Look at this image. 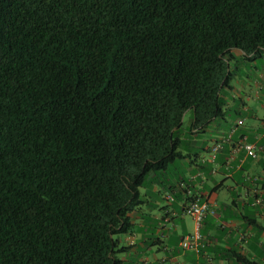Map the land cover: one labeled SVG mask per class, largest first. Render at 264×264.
<instances>
[{
    "label": "trees",
    "instance_id": "16d2710c",
    "mask_svg": "<svg viewBox=\"0 0 264 264\" xmlns=\"http://www.w3.org/2000/svg\"><path fill=\"white\" fill-rule=\"evenodd\" d=\"M263 57L264 0H0V264H124L140 189Z\"/></svg>",
    "mask_w": 264,
    "mask_h": 264
},
{
    "label": "crops",
    "instance_id": "0c3cea01",
    "mask_svg": "<svg viewBox=\"0 0 264 264\" xmlns=\"http://www.w3.org/2000/svg\"><path fill=\"white\" fill-rule=\"evenodd\" d=\"M254 71L242 92L223 97L225 109L236 108L230 117L231 132H224L220 123L202 132L193 130L188 169L164 175L161 185L155 183L151 190L140 189L141 205L130 214L133 233L124 236L123 244L129 247L124 254H136L135 264H239L233 257L236 252L264 262V70L255 67ZM245 143L255 145L254 156L247 155ZM194 199L208 201L215 210L200 223L198 252L179 246L184 236L195 231L193 218L185 213ZM143 254H151L152 260ZM119 259L129 264L125 256Z\"/></svg>",
    "mask_w": 264,
    "mask_h": 264
},
{
    "label": "rangeland",
    "instance_id": "374dc122",
    "mask_svg": "<svg viewBox=\"0 0 264 264\" xmlns=\"http://www.w3.org/2000/svg\"><path fill=\"white\" fill-rule=\"evenodd\" d=\"M257 62V67L260 68V70H264V57H263V60L261 59H258L257 61H254L253 63H247V62H242L239 60L238 62V65L240 67V70H241V73L240 72H235L236 74H234L233 78H232V85L234 86V91L233 93H235L236 91L238 93L242 92V88H246L245 87V83L247 82V76L246 74H251L253 71H254V68H253V64ZM255 72V71H254ZM238 73V74H237ZM249 89L247 90H244L246 91L247 95H249ZM224 92V91H223ZM251 106V105H250ZM231 113H228L225 117V122H218V123H212L211 124V127L213 128L214 126L216 127L217 124H221L223 126V130L224 132H231L229 131L231 129L230 127V117L232 115V111H230ZM188 120H189V114H185L184 117H183V125L186 126L188 125ZM216 131V129H214ZM232 130V129H231ZM201 144L198 145L199 149L200 147L202 146V142L199 141ZM201 152V150L199 151V153ZM207 166L208 167H215L214 164H210V163H207ZM189 167V159H185V160H178L176 161L168 170V173L169 174L168 176H171V175H174L176 173H183L184 170L188 169ZM218 178H221V176H218ZM150 190H151V185H148ZM148 188V189H149ZM142 211H148L146 208H143L142 207ZM155 212L154 213H158V211L154 210ZM189 219V218H187ZM190 221V219H189ZM120 242H121V245H123L125 242H124V235H120L117 237ZM177 238H174L173 240H176ZM174 245V243L172 244V246ZM154 255H156L157 257L159 258H162V254L161 253H157L155 252ZM126 257L127 261L129 262V264H135L136 261H137V257H136V254L135 253H131L130 256H127L126 254H119L118 257L122 258V257ZM144 257H147L150 261L152 260V255L150 254H143ZM163 264H170L169 262H166V263H163Z\"/></svg>",
    "mask_w": 264,
    "mask_h": 264
},
{
    "label": "built area",
    "instance_id": "2783aa9c",
    "mask_svg": "<svg viewBox=\"0 0 264 264\" xmlns=\"http://www.w3.org/2000/svg\"><path fill=\"white\" fill-rule=\"evenodd\" d=\"M217 149L218 145L216 144L212 148L213 159L216 156ZM244 150L246 151L247 155L254 156L255 145L252 143H245ZM185 213L193 218L195 222V231L192 235L184 236L180 240L179 246L182 250H193L195 252H198L199 240L201 238L198 231L200 223L208 214L214 215L215 210L208 201L192 200L187 204Z\"/></svg>",
    "mask_w": 264,
    "mask_h": 264
}]
</instances>
